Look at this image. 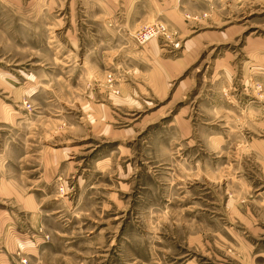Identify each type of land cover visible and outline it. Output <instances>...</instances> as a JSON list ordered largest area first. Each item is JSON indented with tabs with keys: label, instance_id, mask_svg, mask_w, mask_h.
Returning <instances> with one entry per match:
<instances>
[{
	"label": "rangeland",
	"instance_id": "rangeland-1",
	"mask_svg": "<svg viewBox=\"0 0 264 264\" xmlns=\"http://www.w3.org/2000/svg\"><path fill=\"white\" fill-rule=\"evenodd\" d=\"M0 264H264V0H0Z\"/></svg>",
	"mask_w": 264,
	"mask_h": 264
},
{
	"label": "built area",
	"instance_id": "built-area-1",
	"mask_svg": "<svg viewBox=\"0 0 264 264\" xmlns=\"http://www.w3.org/2000/svg\"><path fill=\"white\" fill-rule=\"evenodd\" d=\"M162 27L158 24H150L144 27L142 31H140L138 39L141 42H145L152 38L153 36H156L160 31H162Z\"/></svg>",
	"mask_w": 264,
	"mask_h": 264
}]
</instances>
